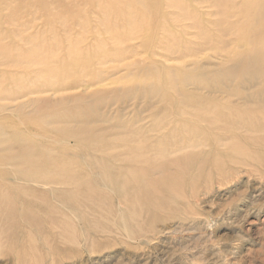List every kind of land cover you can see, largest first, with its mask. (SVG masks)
<instances>
[{"label": "rangeland", "instance_id": "rangeland-1", "mask_svg": "<svg viewBox=\"0 0 264 264\" xmlns=\"http://www.w3.org/2000/svg\"><path fill=\"white\" fill-rule=\"evenodd\" d=\"M0 264H264V0H0Z\"/></svg>", "mask_w": 264, "mask_h": 264}]
</instances>
